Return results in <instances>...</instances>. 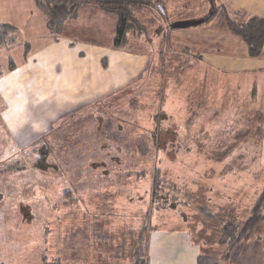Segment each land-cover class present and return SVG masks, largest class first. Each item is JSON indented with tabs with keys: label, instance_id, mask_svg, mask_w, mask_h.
Returning <instances> with one entry per match:
<instances>
[{
	"label": "rangeland",
	"instance_id": "obj_1",
	"mask_svg": "<svg viewBox=\"0 0 264 264\" xmlns=\"http://www.w3.org/2000/svg\"><path fill=\"white\" fill-rule=\"evenodd\" d=\"M35 2H0V22L19 20L0 47V81L10 57L20 67L57 33L41 7L31 17ZM141 3L118 49L120 15L95 4L72 5L57 26L76 47L102 46L89 67L103 94L80 103L69 86L29 79L9 103L0 90V264H132L146 223L150 264H195V250L227 254L220 218L253 216L264 194V54L247 56L227 25L242 14L228 5L225 16L220 0L211 15L210 0ZM156 182L165 204L150 210ZM260 217L244 264H264V208Z\"/></svg>",
	"mask_w": 264,
	"mask_h": 264
},
{
	"label": "trees",
	"instance_id": "obj_2",
	"mask_svg": "<svg viewBox=\"0 0 264 264\" xmlns=\"http://www.w3.org/2000/svg\"><path fill=\"white\" fill-rule=\"evenodd\" d=\"M37 6L42 8V12L46 15L48 20V28L53 33L55 30L58 35V24L62 20H66L72 15L70 7L72 5H89L95 4L107 13H118L120 15L119 26L117 28V37L114 46L119 48L127 33L129 23L135 21L133 18L134 10L143 4V0H35ZM214 16V15H213ZM227 25L234 35L243 39L248 48V54L250 57H261L264 49V19L258 17H251L247 21L235 22L227 18ZM61 28V26H60ZM16 28L9 24H0V47L7 42H11V37L16 32ZM51 34V35H54ZM13 43V42H12ZM9 44V45H12ZM157 146V144H156ZM158 149V147H156ZM160 151V150H159ZM162 187L158 186V183L154 185L153 192H151L150 210L159 208V204L163 203L166 198L156 199L158 196V190ZM154 208L152 207L153 205ZM260 205V206H259ZM264 208V194L260 197L259 203L254 210L253 216L250 217L248 222L242 225L236 221H225L221 219L222 223V235L219 239V245L226 247V253L222 258L199 256L197 264H244L243 254L245 252L244 244L253 231L257 230L258 224L261 221L260 213ZM148 211L150 217L151 212ZM201 209L200 211H202ZM153 214V212H152ZM148 216V217H149ZM215 218L213 217L212 220ZM149 223H146V227L140 233L136 248L134 250L132 264H150V245H151V230ZM148 227V228H147ZM254 231V233H255Z\"/></svg>",
	"mask_w": 264,
	"mask_h": 264
},
{
	"label": "crops",
	"instance_id": "obj_3",
	"mask_svg": "<svg viewBox=\"0 0 264 264\" xmlns=\"http://www.w3.org/2000/svg\"><path fill=\"white\" fill-rule=\"evenodd\" d=\"M7 0H0V2H4ZM35 1V0H34ZM215 0H213V3ZM36 4V2H35ZM33 3V8L31 10V17L34 16H41V11L36 7ZM220 5L222 6L225 16L230 14L227 10V6L231 5L237 13L242 14V21H247L251 17H258L261 19H264V0H220ZM212 7V4H211ZM215 10H217L216 4H215ZM35 12V13H34ZM43 16V14H42ZM19 20L10 19L6 22H0V24H9L16 28V30H19ZM239 21L238 19L236 20ZM231 34V33H230ZM232 35V34H231ZM52 40H47L44 45L41 46L40 50H36V53L30 57H27L26 60L22 61L20 63L19 67V58L18 61L15 63L13 58H9V72L4 76V78L0 81V90L3 94V97L5 99H8V102H12V96L19 98V89L21 86L19 85V82H25L29 79H32L31 84L35 83V85H38L39 88L44 86V81L47 82L48 88H52L54 85V89L61 88L63 85L69 86L67 89H73L76 92H74V96L77 97V101L81 103L80 96L81 94L85 95L88 94H95V95H101L103 94V84L102 79L98 77V74H100V71L97 67V62L95 64V76H90V67L89 62L93 59V61H97V56L99 52L102 54L101 45L96 46L97 44H93L90 47H86V44L84 47H76L75 44H71L69 41H65L64 39H61L57 35L51 36ZM84 45V44H83ZM19 46V43L15 45H9L8 46V53H12L14 50V47ZM100 46V47H99ZM115 49H118L114 46ZM248 57V48L246 47L245 50ZM24 53L28 55L29 49L26 48L24 50ZM84 53V57L82 54ZM86 54H90L91 57L86 56ZM16 56L19 57V54L17 53ZM263 56V55H262ZM252 58V57H250ZM249 58V59H250ZM254 58V57H253ZM260 58V57H259ZM251 60V59H250ZM41 64H44V66H41ZM59 67V68H58ZM42 69V71L40 70ZM39 76H35L39 74ZM242 76V75H240ZM262 76V75H261ZM88 79V80H87ZM91 79H95L94 83L92 84ZM264 79V77H262ZM89 80L91 81V89L90 91L87 90V85ZM60 84V86H59ZM99 84V86H98ZM111 84V83H110ZM109 84V85H110ZM74 85V86H73ZM94 85V86H93ZM20 86V87H19ZM75 87V88H74ZM22 88V87H21ZM109 88H112L113 86H110ZM69 94H73V91H67L64 93V96ZM85 102V101H83ZM254 103V101H253ZM179 233H175L173 235H177ZM182 236H184L185 243L189 245L187 241V236L185 233H182ZM190 247V246H189ZM151 250V248H150ZM197 255V256H196ZM199 257V254L195 255L193 254V262L196 261L195 264H197V259Z\"/></svg>",
	"mask_w": 264,
	"mask_h": 264
},
{
	"label": "water",
	"instance_id": "obj_4",
	"mask_svg": "<svg viewBox=\"0 0 264 264\" xmlns=\"http://www.w3.org/2000/svg\"><path fill=\"white\" fill-rule=\"evenodd\" d=\"M211 3H212V11L210 12V15L213 13V11H215V6L213 5V0H210ZM162 9V8H161ZM163 10V9H162ZM210 15H208L207 17L203 18V19H200V20H191V21H186V22H178V23H175V24H171V29H186V28H190V27H193V26H197V25H200V24H203L204 22H206Z\"/></svg>",
	"mask_w": 264,
	"mask_h": 264
}]
</instances>
